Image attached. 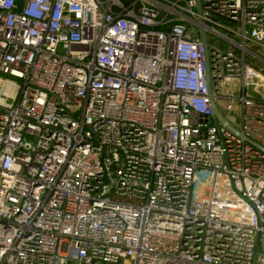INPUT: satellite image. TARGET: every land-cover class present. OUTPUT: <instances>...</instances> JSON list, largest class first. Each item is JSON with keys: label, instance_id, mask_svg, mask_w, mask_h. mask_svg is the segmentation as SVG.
<instances>
[{"label": "built area", "instance_id": "obj_1", "mask_svg": "<svg viewBox=\"0 0 264 264\" xmlns=\"http://www.w3.org/2000/svg\"><path fill=\"white\" fill-rule=\"evenodd\" d=\"M201 6L0 0V264H264V0Z\"/></svg>", "mask_w": 264, "mask_h": 264}, {"label": "water", "instance_id": "obj_2", "mask_svg": "<svg viewBox=\"0 0 264 264\" xmlns=\"http://www.w3.org/2000/svg\"><path fill=\"white\" fill-rule=\"evenodd\" d=\"M197 7L198 10L201 11L202 6H201V0H197ZM201 39L204 43V52H205V61H206V79H207V83L209 86V93L212 92V87H211V81H210V65H209V50H208V44H207V34L205 32V30H202L201 33ZM211 108H212V112L215 116H217L223 123L226 124V126L228 128H233L232 126H230L229 124H227L225 117L222 114V111H220V109L218 108V106L216 105L215 101L213 100V98H211ZM226 112V111H225ZM239 135H241V133L239 131H236ZM246 140L248 142H250L251 144H253L254 146H256L257 148H260V150L264 151V147L259 144L258 142L252 140L251 138L245 136Z\"/></svg>", "mask_w": 264, "mask_h": 264}, {"label": "rangeland", "instance_id": "obj_3", "mask_svg": "<svg viewBox=\"0 0 264 264\" xmlns=\"http://www.w3.org/2000/svg\"><path fill=\"white\" fill-rule=\"evenodd\" d=\"M208 40L211 44H215L219 47H221L222 49H228L231 48L227 42L223 41V39H221L220 37L216 36V35H208ZM259 52L264 55V52L262 51V49L258 48ZM256 63V62H255ZM258 64V69L261 70L264 73V64L261 60L257 61ZM226 92H230L229 89L225 90ZM251 91L252 94H254V96H264V84H261L259 86H256L254 90L249 89L248 93Z\"/></svg>", "mask_w": 264, "mask_h": 264}, {"label": "trees", "instance_id": "obj_4", "mask_svg": "<svg viewBox=\"0 0 264 264\" xmlns=\"http://www.w3.org/2000/svg\"><path fill=\"white\" fill-rule=\"evenodd\" d=\"M255 62H256V63H255ZM251 63H252L256 68H259V67H258V64H257V61L252 60Z\"/></svg>", "mask_w": 264, "mask_h": 264}]
</instances>
